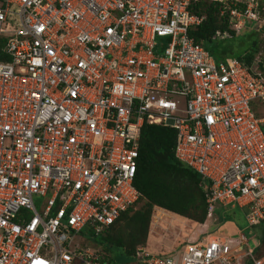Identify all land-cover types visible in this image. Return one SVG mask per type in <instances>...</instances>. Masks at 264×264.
Wrapping results in <instances>:
<instances>
[{"label": "built area", "instance_id": "2783aa9c", "mask_svg": "<svg viewBox=\"0 0 264 264\" xmlns=\"http://www.w3.org/2000/svg\"><path fill=\"white\" fill-rule=\"evenodd\" d=\"M199 3L222 27L210 41L257 26L249 59L215 61L194 42ZM143 124L174 131L210 222L217 206L264 222V0H0V264H96L79 234L101 235L139 199ZM132 259L264 264L241 231Z\"/></svg>", "mask_w": 264, "mask_h": 264}, {"label": "trees", "instance_id": "16d2710c", "mask_svg": "<svg viewBox=\"0 0 264 264\" xmlns=\"http://www.w3.org/2000/svg\"><path fill=\"white\" fill-rule=\"evenodd\" d=\"M193 12L203 13L205 20L189 31V36L207 50V45L211 42L210 35L216 29L222 28L214 14L215 7L199 3L193 7ZM255 49L256 46L252 52L246 53L245 58L249 59ZM237 58L240 59L241 56ZM174 144L175 133L172 129L147 124L141 126L138 156L132 181V186L140 197L101 235L93 239L95 242L93 246L100 252L110 253L109 250L113 248L119 252V255L124 256L125 261L121 264H133L132 254L135 248L145 244L154 208H160L179 218L195 222L199 226L210 222L206 217L200 176L174 158ZM232 209L245 211L237 207ZM212 217L213 225H217L218 218H215L213 214ZM255 227L261 229L257 237L253 236L255 238L253 252L256 255L258 248L264 242V222L251 228ZM79 244L82 248L88 245L82 238H79ZM111 260L112 257L99 256L95 261L97 264H112ZM75 263L78 262L75 261Z\"/></svg>", "mask_w": 264, "mask_h": 264}, {"label": "rangeland", "instance_id": "374dc122", "mask_svg": "<svg viewBox=\"0 0 264 264\" xmlns=\"http://www.w3.org/2000/svg\"><path fill=\"white\" fill-rule=\"evenodd\" d=\"M251 25V31L242 30L239 34L235 36H231L230 38H223L218 41H211L207 45V51L210 55L213 56L215 61H218L219 55H222L223 58H236L240 57L243 53H250L253 51L255 46L260 41L259 30L256 25ZM250 25L245 24V27H249ZM257 101H251L249 103L250 108H257ZM261 112H257L256 116H258ZM261 132L264 135V126L261 127ZM35 205L37 203L35 202ZM154 211V210H152ZM245 211H237L233 210L229 207H219L217 206L214 210V217L218 218V224L213 225L212 222H207L206 225L199 226L195 222H192L187 219L175 217V221H169V218H165L158 225L151 226L149 224L146 241L145 244L142 245L145 247L146 242L153 251H149L151 253H167L171 250H176L179 248L180 243L185 241V239L189 238L190 240L197 238L199 235L201 237L207 236H218V237H226V238H235L236 232L241 231L244 233L248 239L249 246L253 247L255 241L254 237H257L260 233V227L249 228L245 226L243 217ZM154 215V214H153ZM209 221V220H208ZM211 230V231H210ZM80 237L87 243V246H83V249L88 250V252L92 253V257H104L109 258L112 257V264H121L125 261L124 256L115 249H110L109 252H100L98 248L94 247L93 244L94 238L89 233H84L83 230L79 234ZM254 236V237H253ZM151 239L152 241H150ZM150 241V242H149ZM92 245V246H91ZM264 254V242L260 245L257 250V257ZM97 264V261H95Z\"/></svg>", "mask_w": 264, "mask_h": 264}, {"label": "bare ground", "instance_id": "6f19581e", "mask_svg": "<svg viewBox=\"0 0 264 264\" xmlns=\"http://www.w3.org/2000/svg\"><path fill=\"white\" fill-rule=\"evenodd\" d=\"M154 212V211H153ZM173 219L172 215H169L165 210L159 209L155 210L153 218H152V226L157 225L158 222H160L164 218H170Z\"/></svg>", "mask_w": 264, "mask_h": 264}, {"label": "crops", "instance_id": "0c3cea01", "mask_svg": "<svg viewBox=\"0 0 264 264\" xmlns=\"http://www.w3.org/2000/svg\"><path fill=\"white\" fill-rule=\"evenodd\" d=\"M212 56V55H211ZM213 57V56H212ZM219 58V60H221L223 57H222V55L220 56V57H218ZM237 58V57H236ZM218 60V61H219ZM160 208H154V212H155V210H159ZM154 212H153V214H154ZM168 213V212H167ZM153 214H152V217H151V221H152V218H153ZM169 215H172V214H170V213H168ZM172 216H175V215H172ZM165 219V218H164ZM164 219H162L160 222H162ZM169 221H171V222H174L175 221V217L173 218V219H171V217L169 218ZM160 222H158L157 223V225L160 223ZM150 241H152L151 239H149ZM149 241V242H150ZM145 248L148 250V251H153V249H151L150 248V246H149V244H148V241L146 242V245H145Z\"/></svg>", "mask_w": 264, "mask_h": 264}]
</instances>
